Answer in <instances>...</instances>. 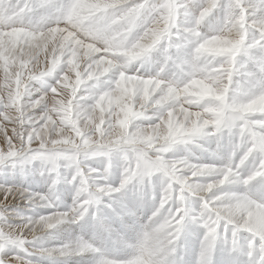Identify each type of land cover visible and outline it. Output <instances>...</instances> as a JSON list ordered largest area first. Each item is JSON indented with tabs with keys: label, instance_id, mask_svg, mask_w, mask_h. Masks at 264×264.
<instances>
[{
	"label": "clouds",
	"instance_id": "obj_1",
	"mask_svg": "<svg viewBox=\"0 0 264 264\" xmlns=\"http://www.w3.org/2000/svg\"><path fill=\"white\" fill-rule=\"evenodd\" d=\"M19 4L0 0V264H264V0Z\"/></svg>",
	"mask_w": 264,
	"mask_h": 264
},
{
	"label": "snow or ice",
	"instance_id": "obj_2",
	"mask_svg": "<svg viewBox=\"0 0 264 264\" xmlns=\"http://www.w3.org/2000/svg\"><path fill=\"white\" fill-rule=\"evenodd\" d=\"M31 2V0H20V4L18 6V9L19 8H23L24 11H28V4ZM143 0H136V3L139 5L140 3H142ZM45 4V0H40V5L41 6H44ZM2 29H0V33H2ZM55 69V66L54 65H49L48 62L46 61L45 62V65L41 68V71L39 73H37L36 75L40 78V79H45L49 76V73H51L53 70ZM26 73H21V74H18L17 77L15 79L18 80L19 82V88L20 89H23V90H26V85L23 84V79H24V75ZM58 75V73H57ZM47 91L51 92V89H48ZM57 91H59V89H57ZM53 96H56V92H52L51 93ZM59 98V97H57ZM35 99V98H34ZM8 103V99L5 97V98H0V112L3 111L4 109V106ZM21 104H23V97L21 98V101H20ZM9 137L11 136V133L8 134ZM14 143V141H13ZM0 199H3V196L0 195ZM173 212H175V209H173ZM183 215V213H179L175 216V219L172 220V226L173 227H179V225L177 224V221L180 220V217ZM203 227L206 229V230H209L211 231V229L209 228V225L207 223H205L203 225ZM221 231H223V228H221Z\"/></svg>",
	"mask_w": 264,
	"mask_h": 264
},
{
	"label": "rangeland",
	"instance_id": "obj_3",
	"mask_svg": "<svg viewBox=\"0 0 264 264\" xmlns=\"http://www.w3.org/2000/svg\"><path fill=\"white\" fill-rule=\"evenodd\" d=\"M52 83H54V79L52 77H47L40 82H33V84L29 86L30 90L34 93L32 98L34 99L36 96L40 95L42 92L47 91L48 87ZM36 89H40V91L37 92ZM0 182H2V176H0ZM69 203H70V199H69Z\"/></svg>",
	"mask_w": 264,
	"mask_h": 264
},
{
	"label": "bare ground",
	"instance_id": "obj_4",
	"mask_svg": "<svg viewBox=\"0 0 264 264\" xmlns=\"http://www.w3.org/2000/svg\"><path fill=\"white\" fill-rule=\"evenodd\" d=\"M69 202V201H68ZM219 257V256H218Z\"/></svg>",
	"mask_w": 264,
	"mask_h": 264
}]
</instances>
